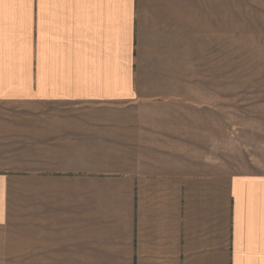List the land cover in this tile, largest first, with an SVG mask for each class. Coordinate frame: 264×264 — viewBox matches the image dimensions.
I'll use <instances>...</instances> for the list:
<instances>
[{
	"label": "crops",
	"instance_id": "crops-1",
	"mask_svg": "<svg viewBox=\"0 0 264 264\" xmlns=\"http://www.w3.org/2000/svg\"><path fill=\"white\" fill-rule=\"evenodd\" d=\"M264 0H0V264H264V169L211 153Z\"/></svg>",
	"mask_w": 264,
	"mask_h": 264
},
{
	"label": "rangeland",
	"instance_id": "rangeland-1",
	"mask_svg": "<svg viewBox=\"0 0 264 264\" xmlns=\"http://www.w3.org/2000/svg\"><path fill=\"white\" fill-rule=\"evenodd\" d=\"M226 93L222 88L221 133L209 140L210 152L264 169V72H229Z\"/></svg>",
	"mask_w": 264,
	"mask_h": 264
}]
</instances>
